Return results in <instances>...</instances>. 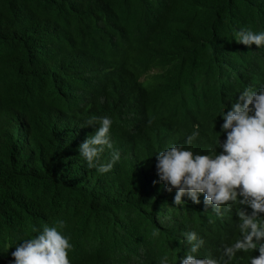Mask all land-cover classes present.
Listing matches in <instances>:
<instances>
[{
  "label": "trees",
  "instance_id": "trees-1",
  "mask_svg": "<svg viewBox=\"0 0 264 264\" xmlns=\"http://www.w3.org/2000/svg\"><path fill=\"white\" fill-rule=\"evenodd\" d=\"M241 29L264 30V0H0V264L58 220L71 264H179L188 232L200 258L243 264L240 250L223 252L251 210H216L203 193L174 204L154 156L220 151L225 97L264 83L263 50L237 43ZM187 83L213 99L215 122L162 101ZM180 115L214 127L187 144ZM100 116L120 153L103 174L76 151Z\"/></svg>",
  "mask_w": 264,
  "mask_h": 264
},
{
  "label": "clouds",
  "instance_id": "clouds-1",
  "mask_svg": "<svg viewBox=\"0 0 264 264\" xmlns=\"http://www.w3.org/2000/svg\"><path fill=\"white\" fill-rule=\"evenodd\" d=\"M235 41L249 48L256 45L260 48L258 51H264V30L241 29ZM258 83L260 86L255 90ZM162 101L172 103L175 111L215 122V103L208 95H202L198 84L177 87ZM221 110V129L225 137L223 142H217L218 153L215 149H210L208 154L194 153L190 148L173 145L154 155L156 173L169 192L176 190L173 200L176 205L183 203L185 194L193 203H199L198 194L203 193L205 203L214 205L216 210L237 201L250 209L243 217V237L235 245L226 247L223 255L230 260L240 250V263L264 264V83H251L242 91L225 97ZM178 119L183 128L193 130L186 139L187 144L197 139L199 132H208L214 127L213 124L194 123L181 115ZM112 123L108 116L87 120L86 126L93 127L94 131L76 148L87 166L101 174L109 172L120 159L119 151L113 149L110 140ZM106 151L111 153V159L100 163ZM64 227V221L58 220L17 244L11 252V264H71L72 244ZM185 236L192 246L179 259V264H218L216 259L196 255L203 240L193 243L197 238L195 232L185 233ZM159 264H168L167 256L162 257Z\"/></svg>",
  "mask_w": 264,
  "mask_h": 264
},
{
  "label": "bare ground",
  "instance_id": "bare-ground-1",
  "mask_svg": "<svg viewBox=\"0 0 264 264\" xmlns=\"http://www.w3.org/2000/svg\"><path fill=\"white\" fill-rule=\"evenodd\" d=\"M261 55H262V57L264 56V51H262V53H261ZM264 58V57H263ZM260 85H259V83L257 84V86H256V88H255V90H257L258 89V87H259ZM164 114L162 113V116H163ZM160 116V115H159ZM161 117V116H160ZM163 117H165V116H163ZM167 117V116H166ZM224 226L225 225H228V226H230V224H223ZM224 227V228H226L227 230H229L231 227Z\"/></svg>",
  "mask_w": 264,
  "mask_h": 264
}]
</instances>
